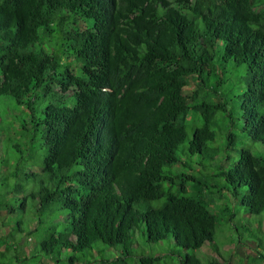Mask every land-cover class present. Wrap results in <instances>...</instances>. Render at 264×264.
<instances>
[{
	"label": "trees",
	"instance_id": "trees-1",
	"mask_svg": "<svg viewBox=\"0 0 264 264\" xmlns=\"http://www.w3.org/2000/svg\"><path fill=\"white\" fill-rule=\"evenodd\" d=\"M55 30L68 42L57 45V38L58 51L43 41L53 45ZM70 56L73 64L62 62ZM228 67L245 75L236 98L240 128L264 145V0H0V162L13 183L5 192L13 198L0 204L7 220L0 246L22 232V213L10 216L29 199L27 224L42 237L39 252H69L63 263L42 264H78L98 243L118 247L112 262L127 264L136 230L147 242L185 250L211 241L216 213L184 194L185 180L196 179L171 166L178 155H218L215 115L227 103H211L201 90L213 77L221 86ZM12 103L17 112L7 110ZM190 111L202 120L191 135ZM235 140L229 132L227 147ZM238 155L214 177L223 176L247 211L259 214L264 158L246 148ZM179 177L181 194L174 190ZM54 206L67 210L63 228L56 218L45 223ZM137 259L154 264L160 257ZM182 264L203 263L187 254Z\"/></svg>",
	"mask_w": 264,
	"mask_h": 264
},
{
	"label": "rangeland",
	"instance_id": "rangeland-1",
	"mask_svg": "<svg viewBox=\"0 0 264 264\" xmlns=\"http://www.w3.org/2000/svg\"><path fill=\"white\" fill-rule=\"evenodd\" d=\"M87 26L92 25L91 21L85 22ZM77 24H84L83 21H78ZM75 27V24H74ZM69 27L64 26L63 31H67ZM51 43L47 39H43L48 49H56L54 44L56 39L57 45L67 44V40L63 39L62 33L54 31L51 36ZM48 45V46H47ZM65 64H73L75 60L73 56L62 58ZM73 71L76 75H81L80 67L73 66ZM224 77V83L221 86H216L211 80V84H207L202 88L201 93L207 94L206 98L211 103L226 102V110L217 112L215 115L216 124L214 130L216 131L215 141L212 143L219 152L213 159L209 155H195L189 157L187 155H178L180 161L171 166L175 174H191L193 179H186L184 186L186 195L202 199L206 202L213 212L216 213L217 224L213 239L206 241L200 248L194 250H185L180 247H175L172 241L162 242H147L144 233L136 230L134 236V245L132 250L133 255L126 258L127 264H138V257L141 254H151L159 256V261L154 264H182V260L187 254H193L203 264L216 261L219 264H264V211L259 214L249 213L246 207L240 202V195H234V189L225 181L224 177L215 176L218 167L223 165V169L231 167L238 159V153L241 148L250 150L253 154L264 158V145L257 140H253L241 130L242 119L239 117L238 105L240 100L236 99L241 94L244 86L243 77L244 72L240 69L234 70L228 67ZM192 87H188L185 92H190ZM212 88V90L210 89ZM2 104L0 103V106ZM7 110L16 111V106L12 103L8 105ZM17 112V111H16ZM187 132L192 133V128L201 126L202 120L194 112H189L188 118L185 122ZM193 126V127H192ZM233 132L236 136L235 142L227 147V135ZM4 156L2 146H0V160ZM185 163V164H184ZM223 163V164H222ZM219 164V165H216ZM166 169V168H165ZM184 177L176 179V192L182 193L179 190L180 183ZM13 186L12 179L7 181L4 168L0 162V204L5 197L13 198V195H5L9 192L10 187ZM243 189H240L241 194ZM23 193L17 194V197H22ZM31 200H28L27 208L22 212L19 211L15 217L10 216L11 220L22 213V220L25 221L22 232H14L12 239H8L11 243L2 242L0 246V264H42L44 261H52L55 256H47L44 252H39V242L42 238L37 231L30 230L33 225L27 224L28 218H32ZM162 200L156 201L155 204L160 205ZM58 206V205H57ZM54 206V209L45 217V223L56 218L53 222L57 223L58 228H63L67 222L66 209H59ZM5 218V213L0 210V236L2 221ZM33 224V223H32ZM6 229V228H5ZM1 242V241H0ZM9 245H8V244ZM5 251V247H7ZM259 247L257 248V246ZM68 251H62L57 257L62 259L63 263L66 260ZM120 256V249L118 247L105 246L98 243L97 246L85 253L83 257L80 256L78 264H120L112 262Z\"/></svg>",
	"mask_w": 264,
	"mask_h": 264
}]
</instances>
